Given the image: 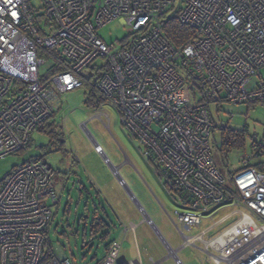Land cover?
I'll return each instance as SVG.
<instances>
[{"label": "built area", "instance_id": "1", "mask_svg": "<svg viewBox=\"0 0 264 264\" xmlns=\"http://www.w3.org/2000/svg\"><path fill=\"white\" fill-rule=\"evenodd\" d=\"M39 2L0 0V158L26 148L34 129L51 117L58 93L85 87L117 109L122 126L163 176L180 210L172 220L181 237L178 249L198 244L212 264H264V171L250 165L264 157V142L252 136V150L241 152L229 184L213 158L206 101L264 99V0ZM115 18L128 34L118 48L96 33ZM173 19L192 30L178 47L162 31ZM48 63L59 69L44 76L40 68ZM94 149L102 155L99 145ZM111 170L124 187L117 169ZM53 175L44 160L29 159L0 180V264H76L55 256L42 262L58 203ZM225 206L234 208L191 233ZM232 215L231 224L207 236ZM120 249L111 241L103 264H140L121 261ZM178 249L168 247V254L182 264Z\"/></svg>", "mask_w": 264, "mask_h": 264}, {"label": "rangeland", "instance_id": "2", "mask_svg": "<svg viewBox=\"0 0 264 264\" xmlns=\"http://www.w3.org/2000/svg\"><path fill=\"white\" fill-rule=\"evenodd\" d=\"M30 2L33 6L40 3L39 0ZM96 33L113 48H118L128 37L126 27L118 18L97 26ZM46 67L40 68V72ZM260 73L264 78V68ZM84 74L89 75V71H84ZM254 80L252 78L251 82ZM85 92V87H81L57 94L53 99L55 115L52 121L57 128L55 131L62 134L58 135V139L51 140L45 133L35 130L27 148L0 158V180L15 166L35 156H42L52 167V182L59 196V203L53 210L47 237L58 260L69 259L76 264H103L105 245L111 240H118L123 251L128 249L136 255V242L142 254L158 250L160 258H164L168 255L167 248L150 229V225L144 222L137 207H131L130 203L133 201L128 192L143 207L172 249L180 246L181 237L167 215L173 217L174 212L180 210L165 189L163 176L143 156L138 140L122 126L117 109L108 102H104L101 109L87 106L84 102ZM208 112L215 126L209 138L213 158L230 184V176L241 167V152L252 150L251 136L256 134L259 139L264 140V101L250 106L211 101ZM222 126L246 130L248 135L244 149L232 151L226 157L221 155L219 128ZM94 144L100 146L102 155L95 151ZM103 156L109 163L104 162ZM111 166L117 169L126 189L119 184ZM67 203L70 207L65 214ZM233 208L225 206L217 209L213 215L204 218L202 226L218 220ZM95 210L96 213L105 212L102 216L108 224L103 230L107 235L102 240V232L90 236L89 228ZM122 213L129 216L135 214L133 225H137L134 233L129 230L126 234H121L127 223L119 218ZM97 215L100 217V213ZM236 218L237 215H232L207 236L224 229ZM176 255L182 264H212L207 259V254L200 251L198 244L196 247L181 248ZM161 264H175L174 258L168 256Z\"/></svg>", "mask_w": 264, "mask_h": 264}, {"label": "trees", "instance_id": "3", "mask_svg": "<svg viewBox=\"0 0 264 264\" xmlns=\"http://www.w3.org/2000/svg\"><path fill=\"white\" fill-rule=\"evenodd\" d=\"M162 31H163L165 37L167 38V40L172 45H174L176 47L185 43L187 38L192 34V30L187 25L179 22L176 19L166 21L163 25ZM95 65L96 64H93L91 66L92 70L95 69ZM45 66H47V67L43 71L44 76L50 74L54 70L59 69V68H57V66L54 67L52 65V63H48ZM196 88H197V90L201 91L200 87H198V85H196ZM85 89H86V92H85L86 97H85L84 102L87 106H89V107L91 106L93 108H99L105 102V100L102 97L96 96L93 91H90L87 88H85ZM202 99H207V98H206V96H202L201 100ZM206 101L209 103V102L214 101V100L208 99ZM261 101H264V99ZM245 104H247V106H250L252 103L247 102ZM54 115H55V106H54V111H53L51 117H49V118L45 119L43 122H41L34 129V131L37 130L39 132L45 133L46 135H48V137L51 140L58 139V135H61L62 133L58 132V130L55 131V129H57V128L54 124V121H52ZM214 128H215V126H214ZM219 132H220V149H219V151H220L222 156L226 157L232 151L244 149L246 139H247L246 137L248 135L246 130H239V129L231 128L229 126H222L219 128ZM251 139H252V136H251ZM261 140L264 142L263 139H261ZM31 141L32 140H31V136H30V139H29V142H28L26 148L29 146ZM250 147H251V144H250ZM24 149H22V150H24ZM22 150H20V151H22ZM243 152H246V151H243ZM29 159H42L43 160L42 156H35V157H31ZM250 165L264 171V157H259L258 155L255 156L253 159L250 160ZM68 206H66L64 209L65 214H67L69 211ZM93 216L94 217L92 219V222H91L90 228H89L90 229V236H94L97 233L102 232L100 235V239L102 240L107 235V232H103V230L106 228V226L108 224L103 220V218H99V216L96 213V210H95V213ZM84 230H85V227H84ZM45 236H46V238H45V246H44L42 262H45L48 259H50L52 256H54V254L51 250V247L49 245L48 237H47L48 236V228L45 232ZM107 249H108V244L105 245V252H107Z\"/></svg>", "mask_w": 264, "mask_h": 264}, {"label": "crops", "instance_id": "4", "mask_svg": "<svg viewBox=\"0 0 264 264\" xmlns=\"http://www.w3.org/2000/svg\"><path fill=\"white\" fill-rule=\"evenodd\" d=\"M94 185V184H93ZM125 189H126V186L124 187ZM55 190H56V188H55ZM128 192V191H127ZM56 193H57V191H56ZM129 193V195H130V192H128ZM57 196H58V194H57ZM133 196V195H132ZM170 196V195H169ZM171 197V196H170ZM130 198V197H129ZM172 198V197H171ZM131 199V198H130ZM132 201H133V203L131 204L130 202V205H131V207L134 209V207H133V205H135L136 207H137V210H138V212H139V209L138 208H142V210H143V212L145 213V215L148 217V215H147V213L145 212V210L143 209V207L136 201V199H131ZM172 200H173V198H172ZM174 201V200H173ZM175 202V201H174ZM58 203H59V196H58ZM57 203V204H58ZM176 204V203H175ZM69 205V203H67L66 204V206H68ZM65 206V207H66ZM85 206V205H84ZM68 207H70V206H68ZM86 207V206H85ZM97 213H100V217L99 218H103V216H102V214L103 215H105V212H97ZM116 212H114V214H115ZM116 215V214H115ZM135 215V214H134ZM134 215H132L131 214V216H129V215H127L126 213L125 214H123L122 213V216H121V214H119V218L122 220V222H127L126 223V226H124L123 227V230L121 231V234H126L129 230H131V231H133V233H134V230H135V225H137V223H135V225H133L134 223H133V218H134ZM99 216V215H98ZM168 216V215H167ZM148 218H150V217H148ZM168 218L171 220V222H172V220H174V216L172 217V216H168ZM104 220V219H103ZM143 220H144V217H143ZM205 220V219H204ZM105 221V220H104ZM151 221H152V223H153V225L152 226H150V229H152L156 234H157V236L160 238V240H161V242H162V244L164 245V247H166L167 248V250H168V247H170V248H172L171 246H170V244L167 242V239L166 238H164V236L162 235V233L159 231V229L155 226V224H154V222H153V220L151 219ZM106 222V221H105ZM144 222H145V220H144ZM160 222L162 223L163 222V220H160ZM173 223V222H172ZM202 224H203V221L201 222V224H200V228H195V229H193L192 230V232L191 233H197V232H199L200 230H203V229H205V228H207V227H209L210 225H211V223L210 224H208V225H206V226H202ZM174 225V224H173ZM108 226V225H107ZM106 226V227H107ZM176 229V228H175ZM213 230V229H212ZM193 231H196V232H193ZM210 233V232H209ZM208 233V234H209ZM111 241H114V240H111ZM110 241V242H111ZM115 241H118V240H115ZM135 241V240H134ZM110 242H109V244H110ZM108 244V245H109ZM135 246H136V255H135V253H133V252H129L128 251V249H126L125 251H123L122 250V245H121V249H120V254H119V259L121 260V261H125V260H136V261H138L140 264H161L168 256H169V254L167 255V256H165L164 258L162 257V258H160V253H159V251L158 250H153V252H147V251H145L143 254H142V252L139 250V248H138V246H137V244H136V242H135ZM176 249H178V248H176ZM175 249V250H176ZM178 250H180V249H178ZM177 250V251H178ZM177 253V252H176ZM181 261V260H180Z\"/></svg>", "mask_w": 264, "mask_h": 264}, {"label": "bare ground", "instance_id": "5", "mask_svg": "<svg viewBox=\"0 0 264 264\" xmlns=\"http://www.w3.org/2000/svg\"><path fill=\"white\" fill-rule=\"evenodd\" d=\"M231 232V230L227 231L224 236H227V234H229Z\"/></svg>", "mask_w": 264, "mask_h": 264}, {"label": "water", "instance_id": "6", "mask_svg": "<svg viewBox=\"0 0 264 264\" xmlns=\"http://www.w3.org/2000/svg\"><path fill=\"white\" fill-rule=\"evenodd\" d=\"M125 187V186H124ZM130 195H132L131 193H130Z\"/></svg>", "mask_w": 264, "mask_h": 264}]
</instances>
